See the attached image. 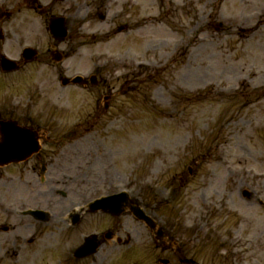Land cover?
<instances>
[{"label":"rangeland","instance_id":"rangeland-1","mask_svg":"<svg viewBox=\"0 0 264 264\" xmlns=\"http://www.w3.org/2000/svg\"><path fill=\"white\" fill-rule=\"evenodd\" d=\"M49 1L53 3L40 14L28 10L40 21L42 42L20 40L17 35L22 29H15L27 13L26 6L17 15L14 6L19 0H0V24H13L4 28L7 40L0 45L9 55L25 42H41L45 47L51 42L44 30L46 19L67 16L70 37L61 46L70 52L68 59L53 66L42 64L40 58L32 66L36 71L31 68L26 77L27 89L32 91L37 78L45 97L39 99L36 111L57 121L56 130L89 131L86 141L72 147L85 154L89 169L94 167L101 178V187L92 189L106 194L127 188L143 200L156 196L152 211L175 221L187 219V228L178 230L191 246L196 264H264V0H69L63 5L58 0H40ZM132 2L139 6L131 7ZM80 3L83 7L77 12ZM10 7L14 15L2 16ZM254 11L255 18H245ZM217 20L227 24L217 28ZM93 32L96 36H91ZM113 33L116 39L108 40ZM147 47L150 52L145 55ZM130 55L136 56L129 59ZM116 58L127 65H111ZM134 61H146L149 69L136 67V62L129 66ZM94 68L107 69L100 75L107 82L98 88H60L57 75L61 72L86 76ZM105 95L108 109L101 107ZM65 101L70 113L61 106ZM8 170L11 175L14 169ZM3 172L0 176H7ZM176 185L181 192L171 204L177 208L168 209L160 201L167 193L172 195ZM6 186L0 180L5 202H39L26 187L19 195L21 190ZM5 219L0 215V225L11 230L0 231V264L73 261L69 251L81 242L76 243L77 232L68 241V233L45 235L16 263L18 250L12 252L10 245L22 239L16 237L18 228L30 220ZM18 233L23 234L22 228ZM217 244H226L227 251ZM160 254L155 251L150 257ZM32 255L37 258L32 260ZM127 258L119 253L105 264Z\"/></svg>","mask_w":264,"mask_h":264},{"label":"flooded vegetation","instance_id":"flooded-vegetation-1","mask_svg":"<svg viewBox=\"0 0 264 264\" xmlns=\"http://www.w3.org/2000/svg\"><path fill=\"white\" fill-rule=\"evenodd\" d=\"M27 1V0H26ZM28 27L26 30L22 31V33L29 34L31 33L32 36L36 35L37 32V25L35 24L34 21H28L27 24L25 25ZM0 27H3V24H0ZM23 39H27L26 37H22ZM1 42V41H0ZM4 43L5 40H2ZM20 49L11 53V55H16L18 57L14 58L17 60V64L19 65V70L29 72L30 68L29 66L32 65L34 62H28L23 58L22 53L23 49L25 46L23 44L20 45ZM54 47H58V44L55 45ZM3 46L0 45V53L3 54ZM1 55V54H0ZM1 71V70H0ZM11 73V72H10ZM4 77H9L8 75L10 74H5L4 72L1 73ZM5 83H8L5 79H3L2 84H0V87L5 85ZM38 83L36 84V91H33L32 93H26L21 95V100L19 103L25 104L29 108V106H34L38 102ZM14 102V98L11 97L10 100L7 98H4L3 100H0V113H1V118L4 120H14L18 124L27 126L31 129L39 130V138L44 147L42 146L39 151L33 155H31L27 160L24 162L20 163L19 169L21 170L22 174L25 172V176L28 178L29 181L36 182V177L40 173V176L43 175L44 173L49 174L53 179L51 180H44L43 178L41 179L42 183H49V185H55L59 184L57 181H55L56 177H59L58 179H63L65 174L63 176L60 174L62 172H66L70 169L71 164L73 162L72 156L70 154L65 153L66 150L65 148L62 147H55L57 143H59L58 140L62 139L63 136L57 133L53 132H48V131H42L44 129L41 124L44 123L43 119L44 117L40 115H34L32 111L29 109L27 110H21L20 111V105L17 106L16 109H10L12 107V104ZM24 178V177H23ZM92 182L96 181V179L91 178L90 180L87 178H83L82 182L87 183V182ZM51 187V186H49ZM150 213V212H149ZM155 214L150 213L153 215L157 220H160L157 217V213L154 212ZM112 218L109 220V223L112 226V232L114 231H119L121 228H124L127 225H130L132 229L134 230V234L131 233H126L132 236L133 242L138 241L140 242L138 245L133 244L128 245V247L134 246V247H141L147 243H150V239L147 240L148 236H151L152 233L151 231L147 228V226L142 223L141 221L137 220L130 212H125L122 217H110ZM161 224L163 225V228L166 232L167 239L165 242H160L156 243L155 246L160 248L163 252L169 247V249L173 248L175 244H177V237L172 235V232L166 231L168 227L167 222H162L160 220ZM156 242H158L156 240ZM184 245H179L176 250L178 253H180L179 256V261H183V256H186V243H182ZM149 246L146 245L145 249H148Z\"/></svg>","mask_w":264,"mask_h":264},{"label":"water","instance_id":"water-1","mask_svg":"<svg viewBox=\"0 0 264 264\" xmlns=\"http://www.w3.org/2000/svg\"><path fill=\"white\" fill-rule=\"evenodd\" d=\"M4 126H6V125H4ZM4 131L6 133L4 143H3L4 145L2 147L3 149L0 150V154H2L3 156H5L8 152L13 154L14 152H16L17 149L19 150V148L22 147V145L25 141L24 139L16 136V134L20 135V133H22L21 131L15 130L12 127L4 129ZM34 146H35L34 143L30 144V145H26V147L29 150H32L34 148ZM6 148H8L7 151L4 150ZM2 155H0V156H2Z\"/></svg>","mask_w":264,"mask_h":264}]
</instances>
